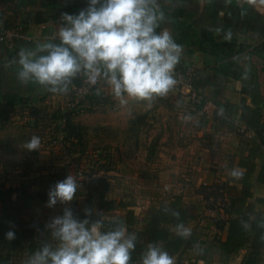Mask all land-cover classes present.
I'll use <instances>...</instances> for the list:
<instances>
[{"label":"crops","instance_id":"0c3cea01","mask_svg":"<svg viewBox=\"0 0 264 264\" xmlns=\"http://www.w3.org/2000/svg\"><path fill=\"white\" fill-rule=\"evenodd\" d=\"M159 3L166 17L161 28L167 29L182 45L180 62L196 68L193 82L204 96L202 109L194 106L190 97L180 94L177 88L163 96L171 105L161 102L159 96L151 100L125 97L127 102L121 104L107 87L108 99L116 100V117L125 120L128 139L133 138L129 125L139 118L148 120L155 110L161 112L167 107L175 110L179 114L177 121L186 132L181 131L177 138L185 139H181L184 141L181 145H190L188 149L179 148L183 166L178 161L172 166H158L161 175L169 176L168 181L161 183L178 187L180 183L171 174L184 172L186 165L193 174L203 168L202 178L213 185V191L219 188L223 199H216L214 194L203 197L198 191L200 183L181 188L184 194L176 193L163 207H169L178 195L181 197L183 207H188L194 215L184 223L191 229V236H179L174 222H161L155 243L174 257L175 264H264V129L248 122L252 113L259 110L264 124V0H159ZM87 6L88 0H0V31L20 27L25 35L12 46L0 41V117L8 110L16 113L19 108L22 110V104L25 106L31 96L28 109L32 111V123L41 124L40 114H48L50 109L44 97L52 93L35 83L23 84L18 80L17 54L21 49L34 50L37 44L55 39L62 13L76 14ZM227 64L229 67H225ZM256 92L260 93L258 102L253 98ZM206 104L209 107L204 110ZM220 112L222 119L217 118ZM163 125L167 126L168 122ZM163 140L165 143L169 139ZM161 149L159 156H167L163 146ZM198 160H201L200 166ZM233 168L242 173L239 178L230 175ZM43 178L48 179L38 190L44 191L48 184L58 182L53 175ZM90 182L91 209L104 220L125 221L127 211L134 210L136 223L132 229L123 222L129 232L144 231L148 211L162 208L161 204L138 206L127 201L124 209H100L99 197L92 192ZM111 192L110 183L105 198L118 201L108 196ZM13 198H17V193ZM44 202H37L34 207ZM80 205L85 208L75 211L84 213L88 200ZM31 210L26 212L27 218L32 215ZM118 211L122 214H116ZM111 212L116 215H107ZM5 217L0 204V222ZM233 218L244 224L246 235L242 246L226 253L223 245ZM47 219L42 220L45 223L51 220ZM28 254L24 249L12 252L10 261L25 264Z\"/></svg>","mask_w":264,"mask_h":264},{"label":"clouds","instance_id":"9594fccd","mask_svg":"<svg viewBox=\"0 0 264 264\" xmlns=\"http://www.w3.org/2000/svg\"><path fill=\"white\" fill-rule=\"evenodd\" d=\"M159 0H88L78 13H62L55 39L18 52V80L35 83L52 93H67L77 77L90 86L106 85L111 94L151 100L165 96L176 84L174 72L180 62L182 45L167 29ZM97 94L100 88H96ZM41 138L33 135L25 148L38 150ZM232 177L242 173L233 168ZM79 183L73 174L49 189L47 206L68 204L76 197ZM94 209L86 208L79 218L70 207L45 224L50 240L43 242L25 264H132L137 234L120 221L105 228L104 219L91 220ZM179 216V213H173ZM179 236H191L183 222L176 225ZM5 238H16L14 230ZM140 264H175L174 257L159 243H148Z\"/></svg>","mask_w":264,"mask_h":264},{"label":"rangeland","instance_id":"374dc122","mask_svg":"<svg viewBox=\"0 0 264 264\" xmlns=\"http://www.w3.org/2000/svg\"><path fill=\"white\" fill-rule=\"evenodd\" d=\"M71 87L70 84L67 93L50 92L51 95L44 97L47 98L46 103L50 109L48 114H40L41 124L34 126L32 123L34 118L32 111L28 109L32 104L29 96L25 106L22 104L23 109H18L19 112L8 110L7 122L0 126V187H17L26 183L31 189L38 190L41 187L39 185L48 179L43 177L53 175L54 179L60 181L69 174H73L79 183L73 201L66 205L58 203L54 208H49L44 202L33 207L32 214L48 220L47 217L51 219L62 214L65 207L72 210L84 209L85 205H78L88 200L89 182L98 175L106 176L111 183L112 192L109 197L138 206L161 204L163 207L176 193L184 194L181 188H190L191 183L195 185V182L200 183L198 191L203 197L210 198L213 195V185L202 178L203 168L193 174L188 169L190 166L186 165L184 172L171 174L180 183L179 188L162 184L169 180V176L161 175L158 166H172L177 161L183 166V160L179 159V148L188 149L190 145H181L185 139L177 138L184 129L177 121L179 114L175 110L167 107V110L161 112L155 110L148 120L139 118L136 123L129 125L133 138L128 139L127 126L123 122L125 120L116 117L118 107L115 99L112 101V98L108 105L103 102L105 105L93 110L87 105L91 97H81L79 106L70 109L68 104L75 98ZM159 97L161 102L171 105L163 96ZM104 108L106 110H102ZM68 112L76 124L84 126L85 152L81 142H77V137H73V140L64 139L65 132L62 128ZM165 121L168 122L167 126L163 125ZM33 135L41 138V145L38 150L29 152L25 145ZM165 138L169 140L163 143ZM162 146L167 156H159ZM198 164L201 165V160H198ZM116 214L121 215L122 212L118 211Z\"/></svg>","mask_w":264,"mask_h":264},{"label":"trees","instance_id":"16d2710c","mask_svg":"<svg viewBox=\"0 0 264 264\" xmlns=\"http://www.w3.org/2000/svg\"><path fill=\"white\" fill-rule=\"evenodd\" d=\"M225 67H229L227 64ZM237 75V74H235ZM238 76V75H237ZM83 77H77L73 80L72 84L80 85ZM260 96L259 92L254 93L253 98L255 102H258V97ZM108 97L102 98L101 95H95L89 99L88 107L90 109L95 110L99 109L101 105H105L103 102H108ZM202 104L198 105L199 109H202ZM4 112V115L0 117V126L6 123L8 118V113ZM262 113L259 110H256L252 113L251 117L248 119L250 125L256 128L264 129V124H261V115ZM66 116L65 126L62 128L65 132V140L72 139L73 137H77V142H81V146L83 152H85L86 144L83 145L85 134H84V126L76 124L72 118L70 113L68 112ZM54 117L56 115L54 114ZM57 118V117H56ZM217 118H224L223 114L218 113ZM54 186L53 183L48 184L46 190H37L32 191L29 189V185L26 183H21L17 187L16 186H5L1 185L0 187V204L4 212L6 213L5 220L0 222V264H12L10 261V256L12 252L19 250H26L28 256H30L35 250H37L43 242L50 240L49 231L45 228V222L36 218L34 214H32L29 218L26 217V212L32 209L37 202H47L48 201V192L49 189ZM90 186L92 192L99 197L98 207L103 210H111L115 208L124 209L127 208L128 203L125 200L116 201L114 199H106L105 194L109 190L110 183L106 176H98L94 178L90 182ZM216 199H223V193H220L219 188H216L211 194H214ZM17 193V198L14 199L13 195ZM93 194L89 191L88 193V207L92 208V200ZM74 214H76L79 218H84V213H77L75 209H73ZM179 213V216L173 215V213ZM148 217L146 219V229L144 231L138 230L137 234V245L136 250L133 252V260L132 264H136L140 260V255L142 251L146 248L147 244L152 242H156V236L158 233L159 224L161 222H174L185 223L188 218H193V214L190 213V209L188 207H183L181 203V197L178 195L176 197V201H172L169 207L165 206L160 209L151 208L148 213ZM101 214H93L90 219L96 220L100 219ZM113 221L125 222L131 226L129 229H132V226L136 223V215L134 210H128L126 214L125 221L123 220H104V226L107 228L111 225ZM124 225V224H123ZM264 226V223H263ZM10 229L14 230L16 233V238L12 241H8L5 238V233ZM246 227L242 222L238 219H232L230 223L229 235L228 239L224 242L223 248L224 252L232 253L237 248L244 244L245 235H246ZM131 232V231H130ZM26 244V245H25ZM25 245V246H24Z\"/></svg>","mask_w":264,"mask_h":264},{"label":"built area","instance_id":"2783aa9c","mask_svg":"<svg viewBox=\"0 0 264 264\" xmlns=\"http://www.w3.org/2000/svg\"><path fill=\"white\" fill-rule=\"evenodd\" d=\"M25 37L24 33L21 32L20 27H14L0 31V41L7 43L9 46L14 45L18 38ZM196 72V68L192 65H185L181 62L176 66L174 76L176 79V84L173 87L178 89L180 94L190 97L191 101L195 104H201L204 96L198 91L194 82L193 75ZM72 93L75 95V98L68 104L69 108H76L82 97H93L95 95H101L102 98L108 97L106 93V85L103 83L98 84L97 86H90L85 78H82L80 85L72 84ZM100 88V93L97 94L96 88ZM90 99V98H89ZM81 105V104H80ZM208 104L204 105V110L207 109ZM66 121V117L64 118ZM264 223V218H263Z\"/></svg>","mask_w":264,"mask_h":264}]
</instances>
